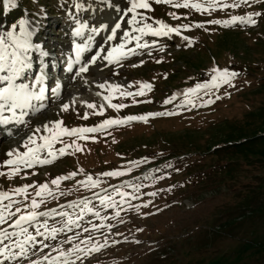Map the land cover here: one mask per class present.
<instances>
[{"label":"rangeland","instance_id":"1","mask_svg":"<svg viewBox=\"0 0 264 264\" xmlns=\"http://www.w3.org/2000/svg\"><path fill=\"white\" fill-rule=\"evenodd\" d=\"M72 2L17 0V7L5 11L3 0H0V32L11 31L13 24L17 25L18 32L20 20L27 19L30 30L35 31V37H32L34 43H59L64 39V33L56 29L59 27L54 18L57 14L68 13ZM149 2L150 10H137L148 17L144 23H150L154 28L159 27L156 21H163L172 27L181 24L191 27L181 29L180 35L174 34L180 40L169 44L163 51L160 49L168 39L161 37L163 40L157 46H151L147 39L143 42L150 47L143 50L145 54L142 57L128 59L117 69L106 64L102 69H89V78H97L98 83H102L100 78L107 74L108 80L113 82L111 84L122 86L119 91L106 87L103 97L109 95L111 103L128 106L119 110L109 107L108 101L93 94V89L101 92L98 85L91 84L93 88H90L84 83V88L79 90L88 77H76L80 86H66L67 94L42 114L31 115L27 119L28 125L23 126L18 135L7 139L0 137V165L10 159L6 155L10 150L24 152L23 142L31 131L49 121H62L61 127L72 129L95 127L105 119H123L129 115L163 111L177 114L149 117L147 122L113 125L98 133L86 134L88 139L62 135L60 141L54 144V151L73 140L81 150L76 152L74 147L68 148L63 157L49 165L22 169L11 178L0 176V192H9L11 199L17 201L16 207L21 209L17 216L32 210V198L38 202L41 198L35 197V187L28 189L27 198L12 190L25 184L48 183L53 195H46L44 203L36 211L55 209L56 213L67 212L76 219L75 214L80 213L83 207L81 201L86 200L94 212H100V217H107L101 221L100 217L84 211L83 218L78 222L82 227L64 228V231L56 233L55 239L37 236V241L43 240L50 247L41 251L40 244L29 245L27 256L12 264H32V261L48 264L43 260L45 255L49 258L58 256L59 251L66 252L74 244L82 248L103 245L98 252L81 253V259L76 260V264H156V260L161 264H264V15L255 17V25L207 23L212 19H228L231 15L264 13V2L254 3L251 7L241 5L239 8L211 12L151 3L154 0ZM113 3L122 8L129 6L124 0H113ZM157 8L160 12L152 15L151 9L155 12ZM174 12L179 19L173 18L171 13ZM131 15L129 13L124 18L125 30H131L127 25ZM197 23L204 24V27H195ZM184 36L188 37V41L184 40ZM119 41H113L110 46ZM135 42L133 40L126 48L134 47ZM156 51L160 52L149 56V52ZM157 60L161 62L157 63ZM112 68L115 70L108 72ZM213 68L235 71L238 76L233 79L232 85L202 89L198 96H192L196 107H178L186 100L183 95L185 90L211 82ZM140 83H151L153 88L144 96L120 95L123 91L135 93ZM72 93L78 94L79 102L74 100ZM174 94L176 99L172 103H163ZM216 96L220 99L216 100ZM209 99L215 100V103L201 106L204 100ZM65 103L70 106L67 111L62 110ZM88 103L97 107L89 109ZM101 104L105 106L103 114H95ZM85 114L88 118L82 119ZM43 155H47L46 150ZM133 161L143 163L136 165ZM151 164L155 166L144 173L141 171L140 177H153L150 171L155 168L154 178L148 182L136 180L139 169ZM9 167L2 166L0 171L7 173ZM73 171L77 175L72 179L62 181L59 186L51 185L52 179ZM110 171H123L125 174L118 177L102 175ZM89 175L100 181L96 188L87 186ZM61 184L63 187H60ZM135 185H141L139 191H136ZM104 189L109 191L97 196ZM117 189L130 195L121 197ZM151 192L156 195H149ZM103 196H111L117 207L101 205ZM107 208L112 214L117 211L123 214L120 217L109 215L104 212ZM17 216L12 217L8 224L13 223ZM43 220L48 221L49 229L61 228L66 223L65 217L49 215L38 217L37 221L24 227L35 235L32 225L38 226ZM101 223L105 227L92 229L93 224ZM8 224L2 227L8 228ZM83 227H88L89 232H83ZM8 231L19 229L8 228ZM48 235L45 232V236ZM89 236L91 240H88ZM69 237L72 238L70 241ZM18 239L23 240L24 237ZM53 248L58 251H53ZM160 250L165 257L160 258ZM69 258L75 260V255Z\"/></svg>","mask_w":264,"mask_h":264},{"label":"snow or ice","instance_id":"2","mask_svg":"<svg viewBox=\"0 0 264 264\" xmlns=\"http://www.w3.org/2000/svg\"><path fill=\"white\" fill-rule=\"evenodd\" d=\"M100 3L104 4L109 9H114V11L120 14V19L117 20L114 24L109 25L107 23H101L98 27H92L90 29V34L87 39L82 43H74L75 51V60L69 61L67 64L66 71L69 73L73 72V64L81 65L76 71L73 78L81 77L82 74H85L89 71L90 65L97 64L98 60L107 61L108 64L119 63L121 60L128 58L129 55H135L136 49H147L150 45L147 42H141L143 37L146 35L152 36H168L172 33L180 35L181 29L188 30L191 26L189 24H182L175 27H170L168 24L163 21H156L159 24L158 28H154L150 23H144L148 17L142 15L137 10L144 9L150 10L149 0H124V3L129 5L126 8H122L119 4H114L113 0H99ZM155 3L171 5L174 8H193L198 12H211L217 9L225 10L229 8H239L241 5L251 7L254 3H261L264 0H154ZM3 6L5 11H9L12 8L17 7V0H3ZM72 7L77 11L87 10L84 3L80 0H73ZM89 8L91 5L88 6ZM131 13L129 19H127V25L130 26L129 30H123L122 35L120 36V42L114 46H110L105 50V48L100 47L96 51L95 55L90 57L88 63L81 64V57L85 52H90L93 43L96 40V37L100 35L103 31L107 30L108 34L105 38V43L112 42L117 39L118 32L122 30V22L124 18ZM173 18L179 19L175 13H171ZM264 15L261 12H249L247 15H231L228 19H212L207 21V23L212 25H223L231 26L239 24L245 25H255L257 20L255 17H260ZM78 27L74 28L73 35L75 37H83L85 29H88V25L83 21H80L77 18ZM197 28H203L204 24L197 23L195 25ZM17 25H12V30L7 32H0V126L7 128L8 125H23L27 126L29 121L26 120V117L30 115L42 114L46 109L47 104L44 101L47 99L46 92L48 88L46 86V81L49 79L48 68L49 64L45 61L44 58L49 57V52L44 50L40 43H34L32 37L35 35L34 30H30V24L27 19H22L19 22V31H16ZM134 33H138L134 34ZM136 41L135 48H126L127 44L132 41ZM184 40L188 41V37L184 36ZM190 43V42H189ZM163 51V48L160 49ZM34 53L38 56L34 59ZM102 53H106L103 54ZM149 55L151 53L149 52ZM157 63L161 61L157 60ZM34 63L38 64V67L33 73ZM143 61H141V64ZM136 66V65H133ZM212 72L214 75L211 77L210 83L197 84L194 88H189L185 90L183 95L186 97V100L178 107H183L185 105H192L196 107L195 102L191 99L192 96H198L199 92L204 89H216L221 85H232V81L235 77L238 76V73L235 71H229L228 69H218L213 68ZM98 87L104 89L106 87L105 83L98 84ZM119 84H107L109 90L119 91L121 89ZM153 85L151 83H140L139 90L135 93L131 91L120 92L121 96H144L146 91H151ZM52 94L55 97L59 98L61 95V83L59 80L55 81V86L51 88ZM208 94L207 92L205 93ZM99 96L100 93L98 92ZM105 101L109 102V107L113 109H123L128 105L123 103H111V96L105 95L103 97ZM176 99V94L164 100V104H170ZM220 99V96H216V100ZM39 102L34 104L33 102ZM150 102V101H149ZM215 103V100H204L201 106H207L209 104ZM69 104L65 103L62 105V110L67 111L69 109ZM87 107L89 109H95L97 107L94 103H88ZM104 104L99 106V112L95 114L102 115ZM5 112L10 113V115H5ZM177 113L172 111H163V112H154L147 115H129L123 119L118 118H109L105 119L101 124L95 127H74L68 129L67 127H61L62 121H49L43 124L42 126L35 127L27 138L23 142V147L26 149L24 152H20L18 149H12L6 155L10 159L4 162L2 166H10L7 173L0 171V176L7 175L9 178L14 175L19 174L22 169L33 168L35 165H49L57 160L59 157H63L66 154V149L73 148L76 152L81 150L79 144H76L75 140L71 143L64 144L63 147L58 150H53V146L56 142L60 141L62 135L68 137H77L79 139H88L86 134L89 133H98L104 129H107L113 125H124L133 121H142L147 122L149 117H170L176 115ZM88 114H85L82 119H87ZM44 133V134H41ZM8 135L13 133L9 130ZM41 141L38 143L37 141ZM47 151V155H43L44 151ZM133 164L139 165L143 161H133ZM179 171V169H176ZM82 171V169H81ZM130 171V169H129ZM125 173L123 171H110L105 172L102 175L110 177L123 176ZM77 175V172L73 171L67 175H60L50 181L51 185L59 186L62 181H67L72 179ZM164 177H160L163 179ZM80 183H85V181H80ZM86 184L90 188H96L100 181L98 179H93L91 175L87 176ZM35 187L37 190L35 192V197H40L39 202L36 198L31 199V211H28L26 214L19 215L13 223L8 224V221L12 217L17 216L21 212L20 207H16L17 201L11 199L9 192H0V264H12V262L20 259L21 257L27 256L28 246L40 244L41 251L43 248L50 247L48 244L44 243L43 240L37 241V236H44L45 239H55L56 233L64 231V228L71 230L72 226L82 227L78 222L83 218V212L87 211L93 215L100 217L99 211H93L92 207H89L88 201H81L83 207L81 208L80 213L75 214L76 219L72 218L67 212L56 213L55 209H50L48 212H38L36 209L44 203V197L46 195H53L52 190L49 187L48 183L40 185H28L25 184L21 187H16L12 190L13 193L17 195H24L25 198L28 197V189ZM136 191H139L141 185L134 186ZM117 194L121 197H127L130 195L128 192L119 191L117 189ZM151 196H155V192L149 193ZM7 200L8 203H4ZM100 204L106 207H117V204L112 200L111 196H103L100 199ZM15 207V211L13 208ZM147 207V205H144ZM55 216L60 215L66 218V223L61 228H52L49 229L48 221L43 220L38 223V226L32 225L35 227V235L29 232L27 227H24L25 224L31 225L33 221H37L38 217L45 216ZM116 216H119L120 213L117 211ZM101 221L107 217H100ZM8 224V228L19 229V231H8V228L2 227L3 225ZM105 227L103 223L92 225V229ZM111 227V225H107ZM41 229H44L42 232ZM83 232H89L88 227H83ZM45 232H48L49 235L45 236ZM23 236L24 239L20 240L18 237ZM15 238V239H14ZM72 238L69 237V241ZM92 237L89 236L88 240H91ZM87 241H81V243H86ZM105 244H107V239H105ZM100 247L103 245L93 244L91 248H82L80 245H73L72 248L65 251H59L58 256H53L49 258L48 255L43 257V260L48 261V264H76V260H80L81 253L86 252H98ZM53 251H58V249L53 248ZM75 255V260H71L69 257ZM32 264H40L39 261H32Z\"/></svg>","mask_w":264,"mask_h":264},{"label":"bare ground","instance_id":"3","mask_svg":"<svg viewBox=\"0 0 264 264\" xmlns=\"http://www.w3.org/2000/svg\"><path fill=\"white\" fill-rule=\"evenodd\" d=\"M119 2V1H118ZM90 9H93V8H90ZM105 39V38H104ZM96 41V40H95ZM120 42V41H119ZM113 43V42H112ZM105 44H108V43H105ZM101 47H103V48H105L106 49V47L107 46H105V45H102ZM103 54H105V53H102V55ZM99 61V63L98 64H100L101 63V60H98ZM97 61V62H98ZM91 66H94V65H91ZM115 70V69H114ZM87 77H88V75H86ZM104 77H101L100 78V82L102 81V83H105V85H106V87H107V84H111V83H113V82H110L111 80L109 79L108 80V78H107V75H103ZM90 77V76H89ZM87 78V79H84L85 80V82L83 81L81 84V87L79 88V90H81L82 88H84V83H85V86H87V87H92L93 88V86H91V84H95V85H98V84H100V83H98V79L97 78ZM113 80V79H112ZM72 82V83H71ZM68 83H71V86H75V87H77V86H80V83H76V81L75 80H73V78L72 77H70L69 78V80H68ZM98 87V86H97ZM106 87L104 88V89H100L101 90V92H99L100 93V95L98 96L97 95V90L95 91L94 89H93V94L94 95H96V96H98L100 99L102 98L103 99V93H104V91H105V89H106ZM96 88V87H95ZM79 90H78V92H79ZM84 90V89H83ZM85 91H86V88H85ZM108 92V91H107ZM83 93H84V91H83ZM87 93V92H86ZM63 94H67V90L66 89H64V87H61V95H63ZM109 94V93H108ZM72 96L74 97V100L75 101H78L79 102V96H78V94L77 93H75V94H73L72 93ZM83 98H84V96H82ZM95 97V96H94ZM70 100V99H69ZM72 100V99H71ZM84 100V99H83ZM74 101V102H75ZM103 101V100H102ZM81 102V101H80ZM69 104H70V102H69Z\"/></svg>","mask_w":264,"mask_h":264}]
</instances>
